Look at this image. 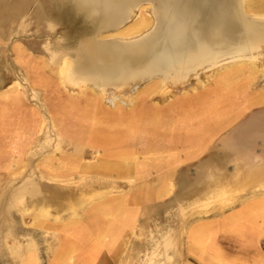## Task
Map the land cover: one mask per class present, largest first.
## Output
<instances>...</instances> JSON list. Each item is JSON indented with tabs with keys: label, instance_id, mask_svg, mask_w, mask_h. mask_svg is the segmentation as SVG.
Masks as SVG:
<instances>
[{
	"label": "rangeland",
	"instance_id": "rangeland-1",
	"mask_svg": "<svg viewBox=\"0 0 264 264\" xmlns=\"http://www.w3.org/2000/svg\"><path fill=\"white\" fill-rule=\"evenodd\" d=\"M149 1L138 2L116 27L101 28L99 3L0 0V264H49L63 227L93 225L90 212L119 218L121 211L125 216L116 226L125 229L120 264H179L191 224L244 208L249 203L237 201L240 196L264 193V188L219 185L222 164L225 169L238 166L226 159L264 157V43L248 55L223 58L226 62H217L219 66L213 61L174 83L171 75L168 80L153 75L126 86L97 85L75 73L86 39L130 44L152 34L158 3ZM245 1L247 18L264 14L258 9L264 0ZM141 20L152 24L127 36ZM117 108L151 119L170 118L154 136L197 131L198 142L181 151L166 142L159 153H140L142 146L128 147V142L151 136L137 123L122 137L113 135L124 140L110 153L123 151L118 157L133 162L126 178L100 175L90 169L102 156L89 143L96 130L86 126L100 119L99 110ZM154 126L145 128L156 133ZM205 134L216 136L202 153L185 160L184 152L204 149ZM227 134L241 138L226 139ZM155 157L165 164L172 160L154 167L150 158ZM110 200H120L121 208L98 214Z\"/></svg>",
	"mask_w": 264,
	"mask_h": 264
},
{
	"label": "bare ground",
	"instance_id": "bare-ground-1",
	"mask_svg": "<svg viewBox=\"0 0 264 264\" xmlns=\"http://www.w3.org/2000/svg\"><path fill=\"white\" fill-rule=\"evenodd\" d=\"M83 1L88 3L89 6L90 4L99 3V14L103 21L102 24L100 23V27L114 28L119 25L120 19L123 20L122 18L125 16L128 18L133 13L134 6L138 2L140 4L142 0ZM155 1L158 3L154 12L157 23L154 32L142 40L135 43L130 42V44H121L119 42L100 43L92 38L86 39L80 47L78 56L77 72H75L79 76L78 78H83L97 85L119 84L126 86L128 83L130 84V81L151 78L150 76L153 75H157L161 79L165 76L167 80L171 79V75V81L174 83L186 77L188 78L192 72L209 63L212 64L213 61H215V65L219 66V64L222 65L225 58L232 60L248 55L253 52L256 46L264 43V14H259V18L255 20L247 18V14H244V12H247L245 0ZM251 2L252 0H249L248 3L251 4ZM261 5L263 6L258 9H260V12H264V4ZM150 23L141 20L131 26V33H126V35L142 33L144 29L150 26ZM217 62L220 63L216 64ZM182 84L181 86H183ZM146 91L151 92L148 89L145 90V93H147ZM172 95L170 94V96ZM142 107L145 111L149 110L155 113L153 107L149 108L146 104H142ZM98 114L100 119L94 121L91 126H86V130H96L95 133L90 134V138H92L89 141L92 144L91 150L95 154L102 153V156L95 160L90 169L103 175L113 173L118 178L123 179L126 178L127 171L133 167V162L125 156L124 159L118 157L117 154L121 152V155H125L123 151L110 153L112 146L117 147L120 143L122 145L124 140L122 142L121 138L116 140L113 135L121 136L129 128L135 129L136 124L139 123L142 132L149 134L151 137L141 142L137 141L136 144L129 141L128 147L138 145L142 146L140 153L156 154L163 150L164 142L168 143L171 150L178 147H187L188 144H197L196 134H200L197 131H192L181 137L180 133L171 131L169 134L173 135L164 139L162 135L154 136L153 134H161L159 130L171 123L170 118L151 119L150 116L144 117L136 113L125 114L119 108L113 112L105 109L99 110ZM86 116L89 118V112ZM105 118L107 120H102ZM149 123L155 125L153 131L156 133H152L149 128H145ZM192 151L193 149L189 150L190 154ZM73 158L75 159V157ZM150 160L152 161L151 165L154 167L165 164L163 158L155 157L150 158ZM171 160H167L165 165H168ZM143 161L138 159L137 164L143 165ZM172 162L176 164L178 160L175 158ZM118 207L121 208L120 200H110L100 205L98 214H107Z\"/></svg>",
	"mask_w": 264,
	"mask_h": 264
},
{
	"label": "crops",
	"instance_id": "crops-1",
	"mask_svg": "<svg viewBox=\"0 0 264 264\" xmlns=\"http://www.w3.org/2000/svg\"><path fill=\"white\" fill-rule=\"evenodd\" d=\"M205 136L207 143L204 149H198L192 154L184 152L185 160H190L194 154L202 153L209 140L216 134ZM225 138L239 139L241 135L227 134ZM165 144L166 142L163 144V150ZM178 148L181 151V147ZM180 153L175 152L176 155ZM256 154L258 155H250L251 159L239 155L232 158V161L226 159L227 163L235 160L238 166L228 168L227 165L225 169L223 163L219 185L264 188V157L262 153ZM241 162L243 164L239 165ZM245 162L251 164L245 168ZM169 175L170 173H167V176ZM158 192H162L161 189ZM237 201L249 204L242 209L229 210L221 216L198 221L188 227L184 256L179 264H264V211H256V208L264 207V193L240 196ZM124 214L119 212L117 218L101 217L90 212L93 225L74 229L63 227L62 241L49 264H120V252L125 246L120 240L121 235L125 234V229L118 230L116 226L117 219H123Z\"/></svg>",
	"mask_w": 264,
	"mask_h": 264
}]
</instances>
